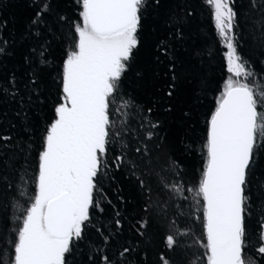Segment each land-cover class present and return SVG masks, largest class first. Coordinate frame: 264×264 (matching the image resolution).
Segmentation results:
<instances>
[{
  "label": "trees",
  "instance_id": "1",
  "mask_svg": "<svg viewBox=\"0 0 264 264\" xmlns=\"http://www.w3.org/2000/svg\"><path fill=\"white\" fill-rule=\"evenodd\" d=\"M44 5L42 22L34 25ZM231 6L237 52L253 74L235 79L255 90L264 86V0H231ZM79 12V0H0V137H10L0 139V264H9L10 242L35 195L38 156L61 102L62 65L77 39ZM140 39L109 97L113 135L94 193L100 207L91 210L67 264H103L105 255L114 264H162L161 254L169 264H207L202 198L195 190L206 159L207 122L229 76L225 50L207 0H146ZM170 85L174 94L168 97ZM246 195L245 259L264 264L257 251L264 149H257ZM142 221L146 229L139 228ZM168 235L177 241L173 249L165 245ZM124 247L133 249L126 258L119 256Z\"/></svg>",
  "mask_w": 264,
  "mask_h": 264
},
{
  "label": "snow or ice",
  "instance_id": "2",
  "mask_svg": "<svg viewBox=\"0 0 264 264\" xmlns=\"http://www.w3.org/2000/svg\"><path fill=\"white\" fill-rule=\"evenodd\" d=\"M154 2L159 4V0ZM207 3L227 48L228 72L234 77H251L234 42L237 14L231 0ZM79 4L81 22L74 26L77 39L62 65L61 102L55 106L54 118L43 138L35 195L10 242L9 264H67L66 254L72 251L74 241L83 238L91 210L100 207L94 193L99 190L98 176L106 167L104 158L113 135L109 97L117 90L134 50L141 44L146 0H79ZM47 7L44 5L36 13L34 25L42 22ZM172 79L175 81L176 76ZM173 89L174 85H170L168 97L174 94ZM207 123L206 159L195 190V195L202 198L207 264H249L245 259V216L250 203L246 187L254 171L257 149H264V86L254 90L249 83L229 78ZM116 216H120L118 211ZM120 224L116 219L118 229ZM139 228L146 229L147 221L140 222ZM260 228L257 251L264 256V223ZM176 243L173 235L166 237L168 249ZM131 251L124 247L119 256L126 258ZM160 260L169 264L163 254ZM102 261L114 264L106 255Z\"/></svg>",
  "mask_w": 264,
  "mask_h": 264
},
{
  "label": "rangeland",
  "instance_id": "3",
  "mask_svg": "<svg viewBox=\"0 0 264 264\" xmlns=\"http://www.w3.org/2000/svg\"><path fill=\"white\" fill-rule=\"evenodd\" d=\"M211 10H212V19H213V23H214V25H215V21H214V18H213V9H212V7H211ZM216 28V27H215ZM216 31H217V29H216ZM217 33H218V31H217ZM219 36V35H218ZM219 38H220V36H219ZM220 42H221V44H222V46L224 47V56H225V53H226V51H227V48H226V46H225V43L222 41V39L220 38ZM225 60H226V56H225ZM226 66H227V60H226ZM229 78H232L233 80H237V79H235V77L234 76H232V74L231 73H229V76L226 78V80L223 82V84H222V89H221V92H220V94H219V97H220V95L223 93V91H224V89H225V84H226V81L229 79Z\"/></svg>",
  "mask_w": 264,
  "mask_h": 264
}]
</instances>
